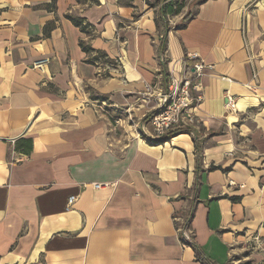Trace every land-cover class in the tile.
Returning a JSON list of instances; mask_svg holds the SVG:
<instances>
[{
  "label": "crops",
  "instance_id": "0c3cea01",
  "mask_svg": "<svg viewBox=\"0 0 264 264\" xmlns=\"http://www.w3.org/2000/svg\"><path fill=\"white\" fill-rule=\"evenodd\" d=\"M188 1L0 0V264L264 258V0ZM188 54L198 122L151 142L144 85Z\"/></svg>",
  "mask_w": 264,
  "mask_h": 264
},
{
  "label": "built area",
  "instance_id": "2783aa9c",
  "mask_svg": "<svg viewBox=\"0 0 264 264\" xmlns=\"http://www.w3.org/2000/svg\"><path fill=\"white\" fill-rule=\"evenodd\" d=\"M186 61L191 62L184 69V72L179 76L174 75L171 72L166 73L164 85L159 81L154 85H144V96L154 95L155 88L159 90L156 95L155 107L148 116V122L150 131H146L141 127L139 133L141 135L148 136L151 142L160 143L166 139L169 135L179 130H188L195 127L197 124V118L195 116V110L200 105L203 99L202 89L200 87V79L205 70H209L212 67L205 65L201 60L197 59L195 54H188ZM159 62L165 64V58L163 55L159 56ZM49 63L48 58H43L32 64L34 69L44 72ZM227 110L229 113L235 110L236 102L233 97H226ZM94 188H100L101 185L94 184ZM75 196H70L67 200L66 208H70L76 201ZM175 220V222H177ZM177 232H180L183 239L187 242L192 241V233L187 230V227L177 228Z\"/></svg>",
  "mask_w": 264,
  "mask_h": 264
},
{
  "label": "rangeland",
  "instance_id": "374dc122",
  "mask_svg": "<svg viewBox=\"0 0 264 264\" xmlns=\"http://www.w3.org/2000/svg\"><path fill=\"white\" fill-rule=\"evenodd\" d=\"M183 1L187 5V9L184 12L183 20L191 13V8L193 6L192 1L185 0H177ZM182 3V4H183ZM229 264H264V258H262V254L260 251L256 249V246H245L239 248L232 255Z\"/></svg>",
  "mask_w": 264,
  "mask_h": 264
},
{
  "label": "trees",
  "instance_id": "16d2710c",
  "mask_svg": "<svg viewBox=\"0 0 264 264\" xmlns=\"http://www.w3.org/2000/svg\"><path fill=\"white\" fill-rule=\"evenodd\" d=\"M166 8H167V7H164V9H166ZM179 9H180V6L177 7V10H179ZM67 18H68V20H69L70 22L73 23L74 26L78 27V28L81 30V32L85 33L86 25H84L83 22H82L80 19H77V18H75V17H73V16H71V17H70V16H67ZM185 19H187V18H184V20H185ZM79 46H80V48H81L83 51H85V52L87 51V49L84 47V45H83L82 42L79 43ZM187 131H188V130H179V131H176V132H174V134L169 135L166 139L171 138V137H173V136L176 135V134L187 133ZM166 139H164V140H166ZM189 221H190V220H188V219L186 218V219L184 220V222L181 223V224L175 223V226H176L177 228H179V227H188V225H189ZM182 239H183V238H182ZM192 246H194V245L192 244ZM194 248H195V250H196L197 260H200V261L202 262V264H205V262H204L203 260H201V258H200V254H199V251H198L197 247L194 246Z\"/></svg>",
  "mask_w": 264,
  "mask_h": 264
}]
</instances>
